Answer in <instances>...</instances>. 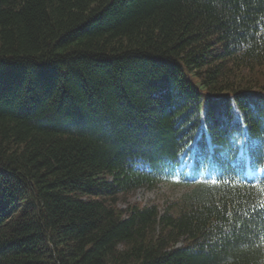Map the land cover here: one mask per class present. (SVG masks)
Here are the masks:
<instances>
[{
	"label": "trees",
	"instance_id": "trees-1",
	"mask_svg": "<svg viewBox=\"0 0 264 264\" xmlns=\"http://www.w3.org/2000/svg\"><path fill=\"white\" fill-rule=\"evenodd\" d=\"M262 188L264 0H0V264H264Z\"/></svg>",
	"mask_w": 264,
	"mask_h": 264
},
{
	"label": "rangeland",
	"instance_id": "rangeland-1",
	"mask_svg": "<svg viewBox=\"0 0 264 264\" xmlns=\"http://www.w3.org/2000/svg\"><path fill=\"white\" fill-rule=\"evenodd\" d=\"M192 187L176 185L174 183L163 182L156 188H140L127 197L122 198L119 207L127 209L128 204H138L141 206L157 205L160 209L176 204L180 198L188 193Z\"/></svg>",
	"mask_w": 264,
	"mask_h": 264
},
{
	"label": "snow or ice",
	"instance_id": "snow-or-ice-1",
	"mask_svg": "<svg viewBox=\"0 0 264 264\" xmlns=\"http://www.w3.org/2000/svg\"><path fill=\"white\" fill-rule=\"evenodd\" d=\"M239 110L237 109V112H238ZM191 147H193L192 145H189V148H191ZM215 182V181H214ZM261 191H264V188H262L261 189Z\"/></svg>",
	"mask_w": 264,
	"mask_h": 264
}]
</instances>
